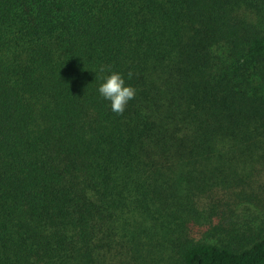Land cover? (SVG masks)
Wrapping results in <instances>:
<instances>
[{
	"label": "trees",
	"instance_id": "16d2710c",
	"mask_svg": "<svg viewBox=\"0 0 264 264\" xmlns=\"http://www.w3.org/2000/svg\"><path fill=\"white\" fill-rule=\"evenodd\" d=\"M263 169L264 0H0V264H264Z\"/></svg>",
	"mask_w": 264,
	"mask_h": 264
},
{
	"label": "clouds",
	"instance_id": "9594fccd",
	"mask_svg": "<svg viewBox=\"0 0 264 264\" xmlns=\"http://www.w3.org/2000/svg\"><path fill=\"white\" fill-rule=\"evenodd\" d=\"M97 91L99 96L108 102L110 110L116 114L123 113L128 102L136 95V88L126 84L124 76L115 71L102 78Z\"/></svg>",
	"mask_w": 264,
	"mask_h": 264
},
{
	"label": "rangeland",
	"instance_id": "374dc122",
	"mask_svg": "<svg viewBox=\"0 0 264 264\" xmlns=\"http://www.w3.org/2000/svg\"><path fill=\"white\" fill-rule=\"evenodd\" d=\"M253 186L258 193L262 192L264 194V169L260 170L259 176L257 177V179H255ZM260 208L261 207L251 206V209H254L252 210L253 212L264 215V211H260Z\"/></svg>",
	"mask_w": 264,
	"mask_h": 264
}]
</instances>
